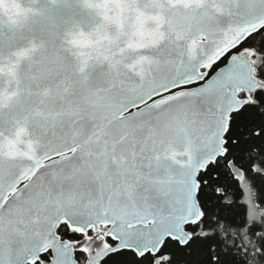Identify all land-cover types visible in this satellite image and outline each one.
Listing matches in <instances>:
<instances>
[{
	"label": "snow or ice",
	"instance_id": "6c2138e0",
	"mask_svg": "<svg viewBox=\"0 0 264 264\" xmlns=\"http://www.w3.org/2000/svg\"><path fill=\"white\" fill-rule=\"evenodd\" d=\"M0 264H264V0H0Z\"/></svg>",
	"mask_w": 264,
	"mask_h": 264
}]
</instances>
